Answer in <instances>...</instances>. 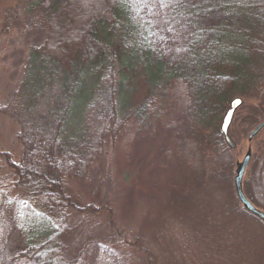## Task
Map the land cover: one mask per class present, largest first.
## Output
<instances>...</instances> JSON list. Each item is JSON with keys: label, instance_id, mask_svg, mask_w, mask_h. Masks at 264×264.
Listing matches in <instances>:
<instances>
[{"label": "trees", "instance_id": "16d2710c", "mask_svg": "<svg viewBox=\"0 0 264 264\" xmlns=\"http://www.w3.org/2000/svg\"><path fill=\"white\" fill-rule=\"evenodd\" d=\"M0 19L4 43L44 32L0 105L22 148L0 152V264H264V224L204 197L227 194L229 103H264V0H0ZM249 166L264 211V155ZM144 200L178 204L153 228Z\"/></svg>", "mask_w": 264, "mask_h": 264}, {"label": "rangeland", "instance_id": "374dc122", "mask_svg": "<svg viewBox=\"0 0 264 264\" xmlns=\"http://www.w3.org/2000/svg\"><path fill=\"white\" fill-rule=\"evenodd\" d=\"M0 22H1V19H0ZM9 25L15 27V31H13L14 36H11L10 39L9 37L8 38L6 37L7 38L6 43L2 42V39H0V105H5L11 95L12 83H14L15 79L18 76V66L21 65V60H22L23 52L26 48V45L28 43L39 44L44 37V32L41 30V27H39V25H35L31 23L30 21L24 20L23 24H21L20 22L19 23L11 22ZM9 58L10 60H8ZM256 105L257 103L253 104V101H249L245 103V105L242 108L243 110L241 109L235 118L236 124L233 125L231 128L230 137L235 143L236 147H235V151L233 152L234 154L232 155L233 162L231 165L230 174L228 175V172L226 173L225 182L222 184L223 190H225L227 194H222L223 191L220 190L222 186L219 181H218L219 183L213 184V186L207 192L206 195L204 194L205 199L215 202V203L217 202V205L214 207H211V209L209 210L208 214L211 215V217L220 215L219 213L221 212H219V210L222 207L221 202H220L221 197L228 199V197L231 198L232 196L233 197L235 196L234 187H233L235 164L236 162L241 161V159L243 158L246 152L247 145H248L247 136L250 131V128L244 123V121L242 122V119L245 116L251 114V112L254 113V109H256L258 106ZM258 109L261 110V107L257 108V112H258ZM260 119H261V116L259 115L257 120L260 121ZM18 131H19V127L16 124H14L8 117L0 114V152L8 153L10 157L12 158V160L15 162L20 161L21 156H22L21 144L17 138ZM251 147H252V152H253L252 154L253 159L256 158L257 156L264 155V130H262L258 134V136L252 141ZM149 149L154 152L155 148L153 145L150 146V143H149ZM143 151H144V148L142 152ZM2 164H3V160H2V157H0V165ZM1 169L2 167H0V185L10 184V182H12V180L14 179L13 174L7 169L5 170H1ZM249 171H250V166L248 165V168L246 169L244 176H243L242 187H243V184L245 186L247 184V181L249 180V177H250ZM5 173L6 175L7 173L9 174L8 177H6ZM250 182L252 184H256L254 181H250ZM250 182L248 181V183ZM211 190H213V194L215 195L212 194L211 196L210 194L212 193ZM215 196L218 199H216ZM204 197L200 198V200H199V197L198 199H194L189 206L195 207V205H201L202 203L205 202ZM147 198L150 199L151 195H148ZM177 204L178 202L175 204L173 201H169V200L168 201H157V202H152V200H148V201L144 200V205H145L144 208L145 207L148 208V210L146 211V214L152 217L153 228L155 227L157 228L158 226V222L156 220H159L162 217V214H164V212L168 214L169 212L167 209ZM218 206H220L219 209H217ZM205 210L208 211V208ZM168 215H171V213H169ZM168 223L172 224L171 222H168ZM253 242L254 244H256L257 237H255ZM250 246H252V252H253V244ZM254 251L256 254H258V250L257 252H256V249Z\"/></svg>", "mask_w": 264, "mask_h": 264}, {"label": "water", "instance_id": "95a60500", "mask_svg": "<svg viewBox=\"0 0 264 264\" xmlns=\"http://www.w3.org/2000/svg\"><path fill=\"white\" fill-rule=\"evenodd\" d=\"M239 101V103H237ZM242 101L239 98L233 99L230 104L228 110L225 112L222 122H221V134L223 137V140L225 144L230 148L234 149L235 144L231 140V138L228 135V127L230 125L231 119L234 115L235 110L241 105ZM264 127V121L261 122L259 125H257L251 133L247 137V149L246 152L241 159L240 162H236L235 164V170H234V178H233V187H234V193L235 196L240 203L241 207L250 215L257 218L259 221H261L264 224V212L257 209L252 205V203L246 198L244 192H243V176L247 169V166L250 162L251 156H252V150H251V141L252 139L261 131V129Z\"/></svg>", "mask_w": 264, "mask_h": 264}, {"label": "flooded vegetation", "instance_id": "af4514ba", "mask_svg": "<svg viewBox=\"0 0 264 264\" xmlns=\"http://www.w3.org/2000/svg\"><path fill=\"white\" fill-rule=\"evenodd\" d=\"M239 99H241V98H239ZM241 101H242V99H241ZM229 104H230V103H229ZM243 106H244V104H243V101H242L241 105H240V106L235 110V112H234V115H233V117H232V119H231V122H230V125H229V127H228V135H229V137H230V132H231V128H232V126L236 124V120H235V118H236L238 112H240V110L243 108ZM228 108H229V106H228ZM242 110H243V109H242ZM226 111H227V110H226ZM226 111H225V112H226ZM225 112L222 114L221 121H220V125H219V130L221 129V122H222V118H223ZM254 112H257V108L254 109ZM251 113H253V112H251ZM258 113H260L261 119H260V121H259L255 126H253V128L250 129L248 135L251 133V131H252L257 125H259L261 122L264 121V103H263V105L261 106V110L258 109ZM262 130H264V127L261 129V131H262ZM261 131H260V132H261ZM260 132H259V133H260ZM220 133H221V131H220ZM259 133H258V134H259ZM258 134L252 139V141L258 136ZM247 137H248V136H247ZM230 138H231V137H230ZM252 141H251V143H252ZM251 143H250V144H251ZM251 150H252V147H251ZM252 153H253V152H252Z\"/></svg>", "mask_w": 264, "mask_h": 264}, {"label": "snow or ice", "instance_id": "6c2138e0", "mask_svg": "<svg viewBox=\"0 0 264 264\" xmlns=\"http://www.w3.org/2000/svg\"><path fill=\"white\" fill-rule=\"evenodd\" d=\"M170 30V29H169ZM237 103H239V101H237Z\"/></svg>", "mask_w": 264, "mask_h": 264}]
</instances>
